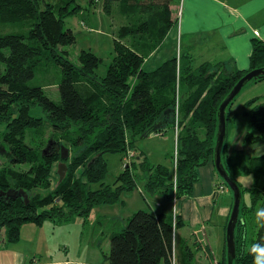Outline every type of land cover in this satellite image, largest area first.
<instances>
[{"label":"trees","instance_id":"obj_1","mask_svg":"<svg viewBox=\"0 0 264 264\" xmlns=\"http://www.w3.org/2000/svg\"><path fill=\"white\" fill-rule=\"evenodd\" d=\"M42 1L0 0L1 22L28 25L26 33H0V124L6 125L0 135L2 149L9 158L6 165H0V250L18 243L27 223L42 226L46 221L62 223L75 217L87 218L95 207L114 205L123 193L138 190L140 182H144L143 193L152 197L162 194L167 200L178 202L191 196L199 180L198 169L214 157L221 103L245 74L264 67V42L255 40L249 71L209 63L194 68L188 55L175 56L156 70L145 71V57L175 23L167 16L163 32L152 38L153 44L143 40V45H130L123 39L131 31L123 30L114 41L106 74L96 80L93 77L103 63L101 57L82 51L76 65L57 53L76 43L75 31L65 23L77 10L57 11L53 4L42 6ZM104 1L108 4L111 0ZM150 26L153 25L147 21L136 32L148 33ZM54 68L60 69L61 74L57 82L60 101L47 95L49 83L47 78L43 81L45 73ZM91 79L97 81H93L92 92L85 84ZM37 107L45 112L53 132L48 140L37 137L36 142L27 143V135L33 136V131L44 125V120L31 115ZM247 107L245 114L257 133L248 131L244 141H264V102L253 99ZM228 119L227 113L229 134ZM156 125L160 128L148 137L174 131L176 145L169 155L171 167L153 164L137 149V141ZM228 138L229 135L222 151L223 164L241 186L243 196L245 190L239 177L253 176L254 180L253 187L246 191L248 202L244 196L236 229L235 264H256L258 251L264 246V153L255 157L243 151L224 155ZM50 140L55 144L44 153ZM61 140L71 143L77 154L65 161L68 171L64 180L59 183L58 179L53 191L43 197L37 190L49 185L54 165L61 161V147L65 146ZM107 153L123 154L129 163L136 159L139 170L126 164L114 186L105 184ZM18 165L29 168L17 170L14 167ZM79 169L81 177L77 175ZM96 184L101 185L94 189ZM221 185L229 188L224 180H218L215 198ZM21 189L28 193L29 203L22 197H8L10 190ZM183 226L177 210L171 216L164 211L140 209L124 228L111 235L110 252H104L103 264H172L176 230ZM192 257L188 249L185 258L189 264Z\"/></svg>","mask_w":264,"mask_h":264},{"label":"rangeland","instance_id":"obj_2","mask_svg":"<svg viewBox=\"0 0 264 264\" xmlns=\"http://www.w3.org/2000/svg\"><path fill=\"white\" fill-rule=\"evenodd\" d=\"M179 0H111L108 4L104 0H43L42 6L44 4L50 3L56 6V10L60 8L64 10H74L77 12L74 15L66 18V27L72 28L77 36L76 43L58 49V55L64 54L70 61L79 65V56L82 51H92L97 56L103 59V63L97 71L96 77L93 78L98 80L100 76H104L107 72V69L113 58V44L114 41L120 38L121 33L124 31H131V35L124 38L123 41H126L128 44L134 46L143 45V40L152 41L156 36H161L164 25L163 21L168 16L174 19L175 14L178 12L182 13L181 4L179 5ZM178 6V7H177ZM180 16V13H179ZM181 18V16H180ZM150 22L153 26L149 29L148 33L139 34L136 29L142 26L143 24ZM28 25L17 26L14 24L3 23L0 20V33L18 31L26 33ZM126 29V30H125ZM128 30V31H127ZM125 32V33H126ZM137 34H135V33ZM123 35V34H122ZM149 68V67H148ZM150 69V68H149ZM43 77V81L49 83L46 87L47 95L54 101H60V93L57 82L60 78V69H51L48 70ZM97 76L99 77L97 79ZM93 79L88 80L86 84V89L93 91L95 84H93ZM97 82V81H95ZM255 83V82H254ZM249 84L244 88L241 94L237 97L235 102L229 108V114L233 115L236 119V129L233 131L234 134H242L248 131H257L253 128L249 121V117L245 115L244 103L253 98L255 95L259 96L261 100L264 99V83ZM93 88V89H92ZM263 95V97H261ZM31 115L33 117L41 118L44 120L41 128L37 131H33L32 135H27L26 141L36 142L35 138L39 137L40 139L48 140L52 134V127L49 123V119L46 118L45 112L37 107L31 110ZM232 123H230V131ZM6 130V125L0 124V134ZM77 134V131L73 134ZM232 135V134H231ZM34 138V140H32ZM62 138V137H61ZM64 142V145L71 148L70 158L75 157L77 154V149L73 148L71 143ZM2 139L0 135V165H6L9 161L8 156L2 149ZM48 142V141H46ZM47 143L41 148L45 149ZM175 141L171 140L165 141L164 139L155 138L154 135L150 138H141L138 140V146L145 149H150L153 152V161H164V152L173 153L175 150ZM227 152L224 151V155ZM171 153L169 155H171ZM246 153L251 156L261 155L264 153V141L249 145L246 148ZM105 158L108 162V174L105 179V184L114 186L115 182L123 171L126 164H130L131 167L134 166L135 169L139 170V163L135 159L132 162H128L127 158H124L123 154L118 153H107ZM170 159V158H169ZM58 163L54 165L53 174L49 179V185L46 187H41L39 194L41 196H46L49 191H53L55 185L59 179L58 175ZM17 170H28L29 165H18L14 167ZM82 169H79L77 175L81 177ZM219 177V182H222L221 176L217 173ZM173 179V177H172ZM239 182L243 185L245 190L244 196L245 201H249V195L247 194V189L253 187L254 180L253 176H242L239 178ZM101 185V184H100ZM96 184L93 188H98L100 186ZM144 182H140L139 189L135 190L132 194V201L129 202L128 206L125 209H121L122 212H128L129 215H133L135 212L140 209L149 210L152 212H161L165 211L168 215H173L175 210L180 211L183 209L185 217L193 225L194 216L201 215L196 205H190V201L187 198L179 199L175 206L173 200H167L162 194L156 195L154 197L145 195ZM227 189L218 196V202L215 206L212 220L210 223L203 224L199 227L191 228L190 223L185 225L183 229L180 230V236L176 239V250L174 253L172 264H189L185 258L186 251L192 253V262L191 264H227V248L225 240V228L228 224L227 220L223 218L219 213L222 210L221 208L225 206L224 202H228V205L231 207L233 205V193L228 187ZM140 189L142 192H140ZM226 200V201H225ZM191 206V208H190ZM103 208V207H101ZM95 209L92 211L89 217L82 218L79 217L75 221L68 223H60L57 226V229H53V226L46 228V230L41 233L42 241L40 238L37 241H28V251L34 249L37 250L31 253L34 255H44L43 252L39 249L46 250V244L52 247V249H57L59 245H67L69 248L68 259L71 262L80 261L86 256L93 255V251L90 250V247L94 246L101 247L100 250H104L105 253L110 252V241L111 235L118 232L126 225L123 222H117L114 219H103L99 217L100 213L102 214V209ZM68 213L69 210H66ZM134 212V213H133ZM210 214V213H209ZM28 228V227H27ZM27 228L25 230H27ZM101 231H105L107 236L104 234L99 235ZM55 232V234H51ZM26 235L28 231H25ZM104 233V232H103ZM25 235V236H26ZM238 243L241 244L242 237L238 232ZM27 237V236H26ZM50 239V241H49ZM63 249V246L60 248ZM208 251H210V257H208ZM238 252H240V245H238ZM45 253V252H44ZM93 258H98L97 261H100V264L104 263V257H102L101 251L98 249L95 250ZM92 261L91 258L88 260ZM86 261V260H85ZM256 264H264V246L261 247L258 251V260Z\"/></svg>","mask_w":264,"mask_h":264},{"label":"crops","instance_id":"obj_3","mask_svg":"<svg viewBox=\"0 0 264 264\" xmlns=\"http://www.w3.org/2000/svg\"><path fill=\"white\" fill-rule=\"evenodd\" d=\"M178 3L179 5L181 4L182 13L178 12L175 14V23L172 28L166 33L160 44L153 48L145 57L143 63L145 71L156 70L167 60L175 56L180 58L182 55H188L191 58L194 68L204 63H209L212 65L225 64V69L250 70L253 42L255 40L264 42V0H179ZM256 83H264V80L254 84ZM253 99H259L260 102H264V99L262 101L259 96L255 95L244 103L245 112L249 109L247 107L248 103ZM227 113L228 123H232V129L227 142L226 154L230 156L236 151H243L247 156L255 157L246 153V148L249 145H253V143L246 144L244 141L248 132L233 135L232 132L236 129V119L229 114V109ZM153 135L155 138L164 139L165 141H175L173 130L165 135ZM136 146L139 153L143 152L153 164H164L171 167L169 154L172 151L169 153L164 152V161H153L151 158L153 157V152L150 149L139 148L138 141ZM198 175L199 180L193 186L192 195L185 198L190 201V205H193V203L196 205L201 215H197L196 218L194 216L192 225L187 219L190 217H185L183 209L177 211L184 223L183 227L176 230L178 237L180 236V230L188 223H190L191 228L195 229L203 224L207 225L210 223L218 202V197L215 198L214 193L219 177L212 159L208 164L198 169ZM127 193L130 192L123 193L118 203L97 206L93 211L96 208L103 207L101 208L102 214L100 213L99 217L103 219L115 218L117 222H123L126 225L132 215H129L130 213L128 212H122L121 209H125L133 199L132 194ZM224 203L225 206L221 208L222 210L219 214L228 222L232 206L230 207L228 202ZM77 218L79 217L62 223L75 221ZM59 224L53 221H46L42 226L35 223L25 224L22 227L19 242L0 250V264H100V261H97L98 258H93V255L95 250L98 249L103 257L104 250H100L101 245H98V247L94 246V249L91 246L90 250L93 251V255H88L76 262H71L67 258L69 255L67 245H59L57 249H52L51 246L46 244V250L39 249L44 254L40 255V257L34 255L35 253H31L37 252L36 249L28 251V241H37L39 238L42 241V231L44 232L48 225L49 227L53 226V229L56 230ZM26 228L27 230H25ZM25 231H28L27 235ZM51 234H55V232ZM102 234L105 237L107 236L105 231H101L99 235ZM61 246H63L62 250L60 249ZM88 258H91L92 261L88 260Z\"/></svg>","mask_w":264,"mask_h":264},{"label":"water","instance_id":"obj_4","mask_svg":"<svg viewBox=\"0 0 264 264\" xmlns=\"http://www.w3.org/2000/svg\"><path fill=\"white\" fill-rule=\"evenodd\" d=\"M264 80V67L254 69L245 74L233 87L230 93L225 97L221 103L218 110V127H217V139L216 146L214 150L213 162L217 173L221 178L227 183L229 188L233 193V205L231 208V213L229 216L228 224L226 226V248H227V260L228 264H235L237 257V241H236V229L240 221L241 207L244 201V196L242 193L241 186L238 182L231 177V175L226 170L223 160H222V151L227 140V111L230 105L237 99L246 86ZM169 114L167 113V116ZM160 128L159 125H156L149 130H147L142 138H147L153 132H156ZM55 144L50 140L49 146L45 149L46 153L51 147ZM70 156L69 149L65 146L61 147V161L58 163V175L59 183L64 180L67 175L68 165L65 162ZM10 198L22 197L26 203H29V195L23 189L15 191L10 190L7 193Z\"/></svg>","mask_w":264,"mask_h":264},{"label":"built area","instance_id":"obj_5","mask_svg":"<svg viewBox=\"0 0 264 264\" xmlns=\"http://www.w3.org/2000/svg\"><path fill=\"white\" fill-rule=\"evenodd\" d=\"M181 13V12H180ZM227 188H226V186L225 185H221L218 189H217V191H216V194L219 196V193H221V192H223V191H225ZM177 203V200H175V204ZM176 210V209H175ZM175 215H176V212H175Z\"/></svg>","mask_w":264,"mask_h":264}]
</instances>
